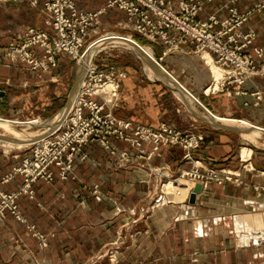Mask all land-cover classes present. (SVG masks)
Here are the masks:
<instances>
[{
	"label": "crops",
	"instance_id": "1",
	"mask_svg": "<svg viewBox=\"0 0 264 264\" xmlns=\"http://www.w3.org/2000/svg\"><path fill=\"white\" fill-rule=\"evenodd\" d=\"M75 1L79 9L86 11L105 8L96 19L99 32L127 20L126 11L108 6V0ZM229 1L206 2L199 17L205 19L211 13L227 16ZM260 1L237 0L235 4L244 12ZM30 27L53 32L43 0L39 6L28 1L0 0V114L50 118L74 95L84 67L77 66L66 53L57 54V64L50 71L32 70L21 61L13 62L6 55V47ZM241 28L257 31L247 51L264 48V13L254 11ZM119 32L132 34L146 46L123 36L139 53L130 47L114 46L95 54L94 61L101 69L115 66L126 73L121 78L118 98L106 105V110L145 125L166 122L183 131L202 132L205 139L195 150L196 157L206 166L240 173L249 185L212 181L198 193L195 202L153 207L166 177L150 173V166L168 164L167 172L177 175L191 167L183 159L184 150L178 145H163L151 159H141L134 155L135 149L128 141L113 135L111 140L118 150L132 154L129 163L118 166V156L93 141L85 146L88 158L76 155V178L62 179L58 167L52 165L54 179H38L34 183L35 196L23 194L18 199L22 214L47 235L46 247L25 222L5 211L0 218V264H108L112 248L118 249L117 264H264V142L253 143L244 137L247 131L264 132V99L256 105L250 94L257 89L264 93V77L254 76L247 81V95L227 91L207 95L204 88L211 82L212 72L192 45H187V51L164 55L163 43L131 27H120ZM145 47L151 49L152 60L158 58L173 78L159 63L167 77L151 71L153 64ZM32 50L40 57L44 54L39 46ZM258 60L263 62L264 54ZM171 81L178 86V94ZM94 98L103 101L101 96ZM53 119L49 125L55 123ZM15 124L0 117L1 127L15 129ZM0 141L7 148L22 146L1 137ZM244 145L251 148L247 159L242 154ZM17 153L22 154H7L0 148V175L12 170ZM23 182V175L17 174L3 188L12 191ZM96 184L99 194L89 189ZM243 226L255 231L245 236L244 231L238 232Z\"/></svg>",
	"mask_w": 264,
	"mask_h": 264
},
{
	"label": "built area",
	"instance_id": "2",
	"mask_svg": "<svg viewBox=\"0 0 264 264\" xmlns=\"http://www.w3.org/2000/svg\"><path fill=\"white\" fill-rule=\"evenodd\" d=\"M14 1H28L34 6H39L41 2ZM210 1L213 0H108V6H118L126 11L127 20L120 22L119 26L131 27L148 39L163 43L164 55L179 50L187 51V45H192L193 51L199 53L204 60H207L204 52L210 53L214 64L223 74L220 79H216L211 68L212 80L204 88L205 94L227 91L235 95H247L249 93L244 88L247 81L254 76L264 77V61L258 60L263 56L264 48L255 47V52L247 51L256 39L257 31L254 28L242 30L241 27L254 11L264 13V0L244 12L236 6L237 0H230L227 16L220 17L217 13H211L205 19L200 18L205 3ZM43 10L50 19L53 32L30 27L18 39L8 43L6 55L13 62H23L28 69L50 71L57 64V54L66 53L77 63H83L84 76L70 102L54 116L62 112L59 121L53 126L43 127L39 131V137L30 144L6 151L7 154H22H15L18 159L12 170L0 175V218L4 217L6 210L11 211L27 224L39 238L42 247H46L47 235L39 231L36 225L30 223L22 214L18 204L19 197L23 194L34 197V183L40 178L52 181V165L58 167L62 179L76 178V155L80 153L82 159L88 158L85 146L93 141L100 142L103 147L116 154L118 166L126 165L132 160V154L128 150H118L111 140L113 135L128 141L135 149L134 155L141 159H151L159 153L163 145H178L184 150L183 159L191 163V167L182 169L177 175L167 172L170 168L168 164L150 166V173L166 177L161 183V193L156 197L153 207L166 202L188 201L197 183L202 184V189H207L212 181L219 184L227 181L243 183L240 173L226 168L206 166L196 157L195 150L205 139L202 132L183 131L166 122L159 126L145 125L121 118L111 109L106 110V105H112L118 98L121 78L126 76V73L115 66L101 69L94 61V52L88 62L84 61L90 48L100 42L98 51L106 49L107 43H102L103 39L108 33H114L96 30V19L105 8L86 11L79 9L75 0H43ZM129 36L134 38L132 34ZM33 46L43 49L42 57L36 55L32 50ZM250 94L255 97L256 105L264 99V93L260 89ZM95 96H101L103 101H97ZM5 118L19 126L42 121L40 116L28 119ZM146 144L151 145V148L146 149ZM17 174L23 175V184L18 189L6 191L3 184ZM183 181L186 182V190L176 191V195L182 198H171L167 192L168 183L179 184ZM245 185L247 186L246 183ZM99 192V184L94 185L93 193ZM108 260V264L118 262L116 249L109 251Z\"/></svg>",
	"mask_w": 264,
	"mask_h": 264
},
{
	"label": "rangeland",
	"instance_id": "3",
	"mask_svg": "<svg viewBox=\"0 0 264 264\" xmlns=\"http://www.w3.org/2000/svg\"><path fill=\"white\" fill-rule=\"evenodd\" d=\"M121 26H119V24L118 25H116V27H109V28H106V29H104L103 31H101V32H107V31H113L114 33H108V36H106V37H104V39H103V41L105 40V38H107V37H109V36H117V37H123V36H127L128 37V39L129 40H134V38H136V37H134V38H132V37H130L129 35H123V33H120L119 32V28H120ZM136 40H138L137 38H136ZM136 40H134L136 43H138ZM140 43H141V41L140 40H138ZM101 43V42H100ZM114 46H122V47H130V48H132L134 51H136L137 49H135V46H134V44H130V45H124V44H119V43H107V48L106 49H109V48H111V47H114ZM140 46L141 47H143V46H146V45H144V43H141L140 44ZM99 49V48H98ZM98 49L94 52L95 54L97 53V51H98ZM136 52H138V51H136ZM139 53V52H138ZM141 55V54H140ZM200 55V54H199ZM95 56V55H94ZM142 56H143V54H142ZM200 57L202 58V56L200 55ZM202 61H204V63H206L205 62V60L202 58ZM153 64V65H151V71H154V72H157L156 71V69L155 68H157V70H158V72H162L161 70H160V68L158 67L159 65H157L158 64V58L157 59H155L154 61L151 59V62H150V64ZM155 63V64H154ZM75 64L78 66H82L83 67V64L81 65V64H79V63H77V61H75ZM207 64V63H206ZM208 65V64H207ZM209 66V68H210V70H211V66L210 65H208ZM165 73V72H164ZM165 76H167L166 74H164ZM168 77L169 78H173L171 75H169L168 74ZM170 84H171V82H170ZM174 89V88H173ZM77 90V89H76ZM174 91H175V89H174ZM177 94H178V92L177 91H175ZM73 97V96H72ZM71 97V98H72ZM70 98V99H71ZM70 99L68 100V102L63 106V107H65L69 102H70ZM62 107V108H63ZM61 108V109H62ZM60 109V110H61ZM60 110H58V111H56V113H54V115L52 116V117H50V118H44V117H41V122L40 123H35V124H31V123H29V125H24V126H19V125H17V124H15V126H16V128L17 129H24V128H26V130H27V132H29V133H36V134H38L39 133V131L43 128V127H45V126H47L48 125V122L60 111ZM1 115V114H0ZM3 116H5V117H8V118H11V117H13V116H9V115H3ZM59 115H57L56 117H54V119H53V122H55V119L58 117ZM20 118V117H19ZM29 118H32V117H29ZM20 119H28V118H20ZM250 124H252V125H255L254 123H250ZM255 126H257V125H255ZM15 128V129H16ZM12 131V132H11ZM11 131H9V130H7V128H5V127H1L0 126V137L1 138H4L5 140H8L9 142H11V143H17V144H19V145H22V146H26V145H28V144H30V143H25V141H21V140H17V138L14 136V134H13V130H11ZM256 134H260V135H262V136H264V132H263V130L261 131V132H259V131H257V132H255ZM259 139H260V142H264V138L263 139H261V137H259ZM19 141H21V142H19ZM0 148L2 149V150H4V151H7V150H11L12 148H17V147H10V148H7L6 147V144L4 143V142H1L0 141ZM248 157V156H247ZM246 158V157H245ZM184 182V181H183ZM230 182V181H229ZM184 183H186V182H184ZM233 183H235L236 185H240V186H244L245 185V183L243 182V183H240V184H238V182H233ZM170 183H168V185H169ZM225 184V183H224ZM247 184V186L249 185L248 183H246ZM167 185V186H168ZM174 185H175V183L173 184V187H167V192L171 195V198H177V199H181L182 197L181 196H178V195H176V191L177 190H179V191H185L186 189H185V186L184 185H186V184H182V183H179V184H176L175 185V187H174ZM182 186H184V188L182 187ZM178 187V188H177ZM89 189L93 192V186H89ZM160 193H161V191H160ZM166 203H168V202H166ZM155 204V203H154ZM114 249H116V250H118L117 248H114ZM118 262H119V260H118ZM117 262V263H118ZM116 263V264H117Z\"/></svg>",
	"mask_w": 264,
	"mask_h": 264
},
{
	"label": "bare ground",
	"instance_id": "4",
	"mask_svg": "<svg viewBox=\"0 0 264 264\" xmlns=\"http://www.w3.org/2000/svg\"><path fill=\"white\" fill-rule=\"evenodd\" d=\"M102 43H119V44H124V45H130V41L127 38H125V37H117V36H109V37L105 38V40ZM99 46H100V43L97 44V46H93L92 48H90V50L88 51L87 55L84 57V61L88 62L89 61V56L91 55V53L92 52H95L99 48ZM143 49H144L146 55L148 56L149 62H151V59H152V53L150 51L151 49L149 47H145ZM147 51H150V53L147 52ZM204 57L207 59L205 61L211 66L215 78L216 79H220L221 76H222V74H223V71L214 64L211 54L206 51V52H204ZM155 69H156L157 72L152 71L153 73L158 74L160 77H162L164 79L167 77L162 72H158L157 68H155ZM171 85L175 89V91H177L179 93L178 86L173 81H171ZM58 115L59 116L55 119V123L60 120V117L62 115V112L60 114H58ZM55 123H53V125ZM53 125L50 124V126H53ZM5 127H7V130H9V131L13 130V134L17 138V140H21V141L23 140V141H25V143H31L33 140L37 139L39 137V135H40V133H38V134H36V133H29V132H27L26 128L19 129V130L16 131L14 129V127H12V126H5ZM244 137L247 140H249V141H251L253 143H259L260 142L259 137L264 138V136H262L260 134H256V133L251 132V131L250 132L249 131L244 132ZM21 141H19V142H21ZM242 154L244 156L243 158L244 159H247L245 157H247V156H249L251 154V148L248 147V146H246V145H244L242 147ZM250 165H252V164H250ZM181 183L182 184H186L184 182H181ZM175 185H174V187H175ZM168 187H170V188L173 187V183L170 182V184L168 185ZM188 200H190V197H189ZM253 229L255 231V228H253ZM253 229L245 228L243 226V230H240L238 232L240 233L241 231H244V233H245L244 235L245 236H248L250 233H253Z\"/></svg>",
	"mask_w": 264,
	"mask_h": 264
},
{
	"label": "water",
	"instance_id": "5",
	"mask_svg": "<svg viewBox=\"0 0 264 264\" xmlns=\"http://www.w3.org/2000/svg\"><path fill=\"white\" fill-rule=\"evenodd\" d=\"M138 45H140V44H138ZM158 63H159V62H158ZM159 65H160L163 69H165V68L162 66V64L159 63ZM165 70H166V69H165ZM166 72H167L169 75L172 76V74H170L169 71L166 70ZM83 76H84V74H83ZM83 76H82L81 78H79V80L75 83V87H74L75 90L78 88L79 84L81 83V81H82V79H83ZM206 109H207V108H206ZM201 191H202V184H201V183H197L196 186L194 187V189H193L191 195H190V201H191V202H195L198 193H200Z\"/></svg>",
	"mask_w": 264,
	"mask_h": 264
}]
</instances>
